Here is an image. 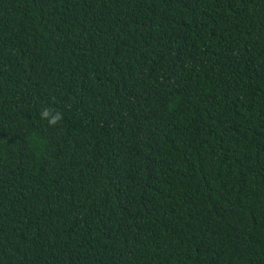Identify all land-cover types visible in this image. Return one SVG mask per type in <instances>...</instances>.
<instances>
[{"label": "trees", "instance_id": "1", "mask_svg": "<svg viewBox=\"0 0 264 264\" xmlns=\"http://www.w3.org/2000/svg\"><path fill=\"white\" fill-rule=\"evenodd\" d=\"M0 264H264V0H0Z\"/></svg>", "mask_w": 264, "mask_h": 264}, {"label": "clouds", "instance_id": "2", "mask_svg": "<svg viewBox=\"0 0 264 264\" xmlns=\"http://www.w3.org/2000/svg\"><path fill=\"white\" fill-rule=\"evenodd\" d=\"M52 112H54L55 114L51 115L50 117V113ZM40 118L41 120H46L48 126L55 127L63 119V113L60 112L59 110L44 108L40 112Z\"/></svg>", "mask_w": 264, "mask_h": 264}]
</instances>
